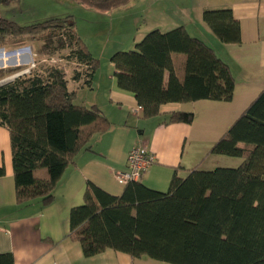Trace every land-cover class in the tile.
<instances>
[{
  "label": "trees",
  "instance_id": "16d2710c",
  "mask_svg": "<svg viewBox=\"0 0 264 264\" xmlns=\"http://www.w3.org/2000/svg\"><path fill=\"white\" fill-rule=\"evenodd\" d=\"M76 1L107 11L129 0ZM202 21L220 42H241L231 9H205ZM24 36H43L45 48L57 41L69 49V62L81 66L70 76L61 66H34L0 83V126L9 131L16 200L49 203L67 165L81 148L89 149V138L105 131L109 120L96 105L73 101L67 77L90 87L99 61L71 17L19 25L0 16V45ZM110 61L117 88L135 97L143 118L157 115L169 102L233 97L228 64L182 24L147 31ZM193 120V111H173L164 122ZM208 153L241 161L234 167L191 168L184 176L175 171L166 190L149 188L140 177L114 195L87 181L83 202L69 211V236L85 256L112 249L171 264H264V88ZM4 173L0 166V176ZM0 264H13L12 253L1 252Z\"/></svg>",
  "mask_w": 264,
  "mask_h": 264
},
{
  "label": "crops",
  "instance_id": "0c3cea01",
  "mask_svg": "<svg viewBox=\"0 0 264 264\" xmlns=\"http://www.w3.org/2000/svg\"><path fill=\"white\" fill-rule=\"evenodd\" d=\"M216 8L231 9L240 23V43H219L214 47L206 41V38L218 39L202 21V12ZM160 12L154 11L156 18L151 19V24L144 31L134 34L124 48H132L135 41L153 28L168 30L182 24L188 29L182 20L160 18ZM189 14L198 21L201 33L188 31L199 37L207 34L201 38L212 46L231 70L235 87L230 101L188 102L192 109L186 103L169 102L160 106L157 115L143 118L141 110L132 112L139 106L135 97L119 90L112 74L106 77V81L99 76L96 93L92 97L88 94L86 101L80 105H96L109 120V126L89 138V149L83 147L77 152L63 172L49 203L40 198L23 204L17 202L9 131L0 126V166L5 170L0 176V253L11 252L13 264H171L146 256L133 258L112 249L85 256L79 241L69 236V211L72 206L83 202L87 181H92L110 194L119 195L122 192L124 184L115 179V173L126 170L127 154L133 145H143L154 154L155 161L143 173L140 182L157 190L168 188L175 171L184 176L191 168L210 170L218 166L234 167L240 163V158H225L223 155L220 158L208 153L217 137L212 138L211 146L207 143L209 139L186 146L193 123H166L164 120L173 111L193 110L194 113L199 112L201 118L218 120L220 116L230 123L264 88V0H189ZM163 19L164 22H161ZM5 48V45H0L1 50ZM5 55L8 54L3 53ZM109 63V69L114 71L113 63ZM4 81L0 80V83ZM135 125L143 126V130L136 133ZM222 162L228 163L223 165Z\"/></svg>",
  "mask_w": 264,
  "mask_h": 264
},
{
  "label": "rangeland",
  "instance_id": "374dc122",
  "mask_svg": "<svg viewBox=\"0 0 264 264\" xmlns=\"http://www.w3.org/2000/svg\"><path fill=\"white\" fill-rule=\"evenodd\" d=\"M157 10H161L160 18L164 16L166 20H182L183 23L186 22L191 33L198 35L201 33L198 21L189 14V0H129L126 4L107 11L87 7L76 0H12L8 4L0 5V16L13 20L19 25L35 23L53 17H71L77 35L91 56L99 61L94 73L92 88L79 86L67 77L69 89L75 90L73 101L81 104L86 101V97L89 95L92 97L96 93L99 76H103L104 81L110 74L113 76V69H109L111 55L116 51L130 49L124 47L131 42L134 34L141 33L151 24V19L156 18L153 13ZM161 22H164V19ZM161 30L164 31V27ZM206 36L208 35H201L202 38ZM46 41L43 36H24L17 40L8 38L4 40L3 45L6 48L0 49V67L3 66V68H0V77H2L0 80L8 81L12 79L17 72L29 67L32 62L35 63V70H40L46 65L61 66L68 76L74 69L81 68V66L69 62L70 51L67 47L60 48L57 41L54 43L51 41V46L45 48ZM206 41L214 47L219 43L224 44L219 40L215 41V39L206 38ZM21 47H26V50H23V52L17 50L18 52L15 51V54L7 53ZM3 53L8 55L3 56ZM23 54H26V56ZM27 60L29 61L26 62ZM223 102L226 103V101ZM185 103L186 106L192 109L191 103ZM216 120L217 118H201L199 112L194 113L193 129L186 141V146L189 143L195 144L197 141L207 139H209L207 143L211 146L213 143L212 138L217 137L218 139V136L232 123V120L227 123L228 121L224 117L222 120L219 116L218 124L215 126ZM142 130L143 126H134L136 133ZM219 157L222 158V155H219ZM223 157L228 158L227 156ZM222 163L227 165L228 162Z\"/></svg>",
  "mask_w": 264,
  "mask_h": 264
},
{
  "label": "built area",
  "instance_id": "2783aa9c",
  "mask_svg": "<svg viewBox=\"0 0 264 264\" xmlns=\"http://www.w3.org/2000/svg\"><path fill=\"white\" fill-rule=\"evenodd\" d=\"M34 66L35 63L32 62L29 67L25 68L20 73L27 72ZM138 110H141L140 106H136L132 112L135 113ZM154 161L155 156L148 148L143 145H135L128 151L126 170L116 172L115 179L121 184L132 179L138 180Z\"/></svg>",
  "mask_w": 264,
  "mask_h": 264
},
{
  "label": "water",
  "instance_id": "95a60500",
  "mask_svg": "<svg viewBox=\"0 0 264 264\" xmlns=\"http://www.w3.org/2000/svg\"><path fill=\"white\" fill-rule=\"evenodd\" d=\"M17 50H20V52H23V50H26V47H21V48H17V49H13V50H11V51H8L7 53H9V54H11V53H13V54H15V51H17ZM22 55V54H21ZM23 55H25L26 56V54H23ZM28 56V55H27ZM29 60H27L26 62H28ZM23 62V61H22ZM25 62V61H24ZM25 62V63H26ZM3 62L1 61V64H2ZM17 63V62H16ZM23 73V72H22ZM18 74H21V73H18ZM17 74V75H18Z\"/></svg>",
  "mask_w": 264,
  "mask_h": 264
},
{
  "label": "clouds",
  "instance_id": "9594fccd",
  "mask_svg": "<svg viewBox=\"0 0 264 264\" xmlns=\"http://www.w3.org/2000/svg\"><path fill=\"white\" fill-rule=\"evenodd\" d=\"M24 70V69H23ZM21 72V71H20ZM20 72H17L15 75H17L18 73H20Z\"/></svg>",
  "mask_w": 264,
  "mask_h": 264
}]
</instances>
